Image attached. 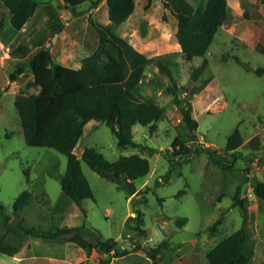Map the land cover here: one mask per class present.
<instances>
[{"label":"rangeland","instance_id":"obj_1","mask_svg":"<svg viewBox=\"0 0 264 264\" xmlns=\"http://www.w3.org/2000/svg\"><path fill=\"white\" fill-rule=\"evenodd\" d=\"M32 15L20 29L9 22L10 14L0 0V202L10 217L9 225L0 219V238L9 253L0 252V264H97L105 254L85 251L71 241H49L23 234L18 222L47 226L49 216L59 225L84 223L96 229L103 239L112 238L120 247L133 242L156 246L167 241L158 256L162 264H208L207 251L223 236L242 224L246 229L244 249L248 264H264V200L252 190L251 177L264 181V74L254 72L264 66V4L258 0H227L229 14L220 25L204 56L183 58L177 42L176 18L160 0L144 7L145 0H134L129 16L112 25L105 0L91 5L84 0L75 7H63L59 0H36ZM197 5L199 0H190ZM110 26L138 51L169 61L183 106H189L198 126L196 138L189 137L180 108L172 94L165 91L170 80L155 65L145 67L136 92L144 100L164 109L155 129L135 123L131 133L135 146L120 148L109 127L91 119L84 125L73 152L80 157L85 146H94L108 160L138 153L149 161V171L133 180L138 191L128 193L80 160L94 198L81 201V208L65 195L58 175L66 168V156L51 147L25 143L14 107L18 95L37 90L28 85L32 73L27 61L38 47L49 45L54 62L78 67L82 57L99 42L96 24ZM207 59V66L196 80L190 79L194 66ZM239 59V61L236 60ZM17 63L23 71L15 79L10 72ZM238 128L241 157L224 150L227 136ZM174 139L178 144L172 146ZM152 147L154 152L143 149ZM177 148L188 153L181 159ZM195 148L204 151L195 152ZM207 152L229 163V168L214 164ZM175 159L171 166L170 159ZM168 171L165 181H159ZM245 204L244 217L238 206L232 207L237 184ZM148 186L150 189L145 190ZM23 189L33 198L12 212V201ZM183 190L180 194L177 193ZM146 197V202H140ZM158 197H163L159 202ZM143 213L146 236L125 227L133 215V203ZM223 211L221 222L212 231V222ZM183 216V226L174 218ZM108 264H152L142 249L112 257Z\"/></svg>","mask_w":264,"mask_h":264},{"label":"trees","instance_id":"obj_2","mask_svg":"<svg viewBox=\"0 0 264 264\" xmlns=\"http://www.w3.org/2000/svg\"><path fill=\"white\" fill-rule=\"evenodd\" d=\"M7 7L9 22L15 29H20L32 15L36 7V0H3ZM84 0H59L63 7H75ZM99 0L91 1L96 5ZM154 0H145L144 7L148 8ZM171 15L176 18L175 36L180 46L183 58L190 61L193 57L204 56L214 34L229 14L227 0H199L197 5L190 0H160ZM264 4V0H258ZM107 17L112 25L124 21L134 9V0H105ZM99 36L98 45L80 60L78 67H72L53 61L49 45L38 47L27 61L32 79L29 86L37 90L26 95H18L14 99L23 138L31 146L51 147L66 156V168L58 175L61 191L81 208V201L85 198H94L92 189L81 169L80 160H83L91 169L113 181L118 188L124 189L128 195L138 191L133 184L137 177L149 171V161L138 153L121 155L110 161L94 146H85L78 157L73 148L82 134L84 124L91 120L103 121L116 138L117 146L126 148L137 145L131 133V126L135 123L149 125L152 132L155 122L164 117V109L157 103L140 98L136 88L144 75L145 67L155 65L157 70L164 74L170 84L165 91L172 94L173 103L180 108L189 137L196 138L197 120L192 117L190 107L183 106L179 97L178 88L169 67V61L158 56H147L134 48L122 36L116 34L108 25L96 24ZM239 61L238 58H236ZM23 63H17L10 72V79H15L23 71ZM207 66V59L203 57L199 65L194 66L190 72V79L196 80ZM254 72L264 74V66H257ZM242 134L236 127L227 136L224 150L230 152L234 158L241 157L237 148L242 143ZM174 139L172 146L178 144ZM149 152L152 147L142 146ZM204 151L195 148V152ZM179 158L182 154L189 159L188 153L177 148ZM209 159L221 168H229L220 158L207 152ZM171 166L175 159H170ZM168 171L159 181H165ZM254 195L264 200V181L251 177ZM240 186L237 184L232 194L231 206H238L244 217L245 204L240 197ZM145 190L150 189L148 186ZM183 192L180 190L178 194ZM33 198L29 189H23L12 201V212L19 215L21 209ZM158 197V201H163ZM146 202V197L139 203ZM0 202V219L9 225L10 217L5 213ZM133 215L125 220V227L133 230L137 235L146 236L143 226L142 210L133 203ZM223 211L212 222L210 230H214L221 222ZM47 226L25 224L18 222L23 234L49 241H71L80 246L90 255L92 249L104 253V257L97 258V264H108L112 257L122 256L131 251L142 249L152 264H162L158 261L161 249L167 245L162 240L156 246H144L140 242H133L128 247H120L112 238L103 239L100 233L84 223L80 225L64 226L52 220L50 215ZM177 226H183L186 217L179 216L173 219ZM246 229L242 224L231 233L218 240L206 253L208 264H248L249 257L245 252ZM0 238V252L9 253ZM80 264H86L81 262Z\"/></svg>","mask_w":264,"mask_h":264},{"label":"crops","instance_id":"obj_3","mask_svg":"<svg viewBox=\"0 0 264 264\" xmlns=\"http://www.w3.org/2000/svg\"><path fill=\"white\" fill-rule=\"evenodd\" d=\"M86 123H87V122H86ZM86 123H85V124H86ZM85 124H84V125H85ZM83 128H84V126H83ZM82 132H83V131H82Z\"/></svg>","mask_w":264,"mask_h":264}]
</instances>
